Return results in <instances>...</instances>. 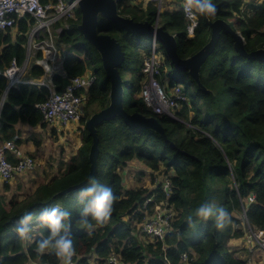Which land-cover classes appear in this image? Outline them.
Returning a JSON list of instances; mask_svg holds the SVG:
<instances>
[{
    "label": "trees",
    "instance_id": "trees-1",
    "mask_svg": "<svg viewBox=\"0 0 264 264\" xmlns=\"http://www.w3.org/2000/svg\"><path fill=\"white\" fill-rule=\"evenodd\" d=\"M129 1L117 0L119 14L135 21L147 20L154 25L156 7L152 3L139 9L128 5ZM213 2L217 6L215 17L198 16L192 37L186 34L181 10L160 12V25L175 31L177 53L181 58L194 54L207 43L209 23L217 18L224 19L241 33L246 51L264 47V32L261 31L264 2L249 3L244 9H241L240 0ZM143 10V14L138 12ZM31 22L29 16L19 19L15 36L10 30L0 31V70L8 67L12 60L18 64L23 62L26 32ZM79 22L77 10L75 19L67 20L68 27L58 35L56 43L58 46L64 44L68 50L63 61L65 76L53 74L51 79L56 90H60L69 78L90 72L94 80L88 89L87 104H96L101 109L109 104L110 81L102 69L98 52L78 31ZM97 31L112 32L124 50L125 60L119 68L120 73L131 70V61L139 64L140 71L142 56L149 52V44L142 41L146 35L127 33L103 17L99 18ZM163 54L162 77L164 68L171 66L164 50ZM179 73L189 77L187 71ZM42 75L43 69L32 62L25 77ZM165 77L169 85L182 84L179 78L174 82L172 77ZM141 78L139 72L135 78L123 80L125 96L138 93ZM199 79L208 91L189 77L195 89L189 93L182 84L189 98L176 112L177 118L150 114L162 125L165 136L152 129L127 125L119 116L97 126L99 152L97 169L91 180L110 187L116 197L114 211L104 227L89 231L80 223L81 212L89 199L81 192L90 186V181L77 190L58 194L82 181L88 173L92 138L84 126V119L80 130L81 145L62 173L40 183L19 201L15 198L6 201L0 194V264L60 263L55 250L38 252L39 242L49 235L48 227L38 218L44 209L53 206L70 213L65 223L76 249L72 258L75 264H111L107 258L113 253L122 264H178L182 252L188 253L189 264H244L234 256L226 242L244 236V218L253 229L264 233V62L238 54L231 34L221 30L213 52L200 68ZM47 95L45 87L27 83L7 88L6 78L0 74V138L11 139L17 122L45 125L36 105ZM144 106L140 98H134L133 106L126 110L145 114ZM132 159L141 161L151 173L169 175L172 193L168 200L177 214L172 230L162 241L146 239L136 226L143 217L140 208L144 198L154 194L159 201L164 198V193L159 186L149 191L146 187L124 188L119 169ZM161 166H165V171L160 170ZM8 183L4 184V189ZM250 195L254 196L253 202H248ZM202 204L213 209L223 208L229 213L226 226L217 228L214 217L207 220L197 217L196 209ZM25 214L33 217L29 227L36 228L29 243H25L17 232ZM137 232L144 235L145 242Z\"/></svg>",
    "mask_w": 264,
    "mask_h": 264
},
{
    "label": "built area",
    "instance_id": "built-area-1",
    "mask_svg": "<svg viewBox=\"0 0 264 264\" xmlns=\"http://www.w3.org/2000/svg\"><path fill=\"white\" fill-rule=\"evenodd\" d=\"M164 1L166 0H130L129 3L133 5L139 2L144 6L152 3L156 7L154 27H158L160 26L159 14L162 11ZM174 1L171 10L182 11L186 34L188 37H192L198 25V15L190 17L185 12V0ZM240 1L242 3L241 9H244L245 5L249 3H259L264 0ZM77 10V0H0V31L5 32L15 28L17 21L21 18L29 16L32 19L26 32L27 44L23 62L18 64L15 60H12L8 67L0 70V74L7 80V88H17L24 83L45 87L48 95L44 101L36 105L42 114L43 123L52 126H68L73 123L76 124L77 131H80L81 129H78L79 123L82 122L81 119L86 111L88 89L94 80V76L90 72L73 76L68 79V83L60 90H56L51 79L53 74L65 76L63 57L58 62L56 41L63 28L68 27L67 20L75 19ZM64 20H66V27H61L60 30L53 29L54 26ZM261 31L264 32V25H262ZM157 44L158 42L153 35L150 39L149 52L144 53L142 56L140 69L142 78L139 83L138 97L153 113L166 114L169 117L177 118L176 112L188 98L181 83L167 86L160 83V66L165 57L158 50ZM27 48L28 50H35L39 53V57H36L37 53L34 57H30ZM32 62L43 69L42 76L36 78L25 77ZM8 155H11L14 160L10 161ZM35 165V158L32 155L24 154L14 140L0 138V185L8 183L15 175L32 169ZM157 185L164 193V198L158 201L155 199L154 194L144 198L140 208L143 217L136 226L141 233L151 240L162 241L165 235L172 230V223L176 219L177 212L168 200L172 193L169 175H163L162 180L158 181ZM253 201L254 196L250 195L248 202ZM244 226L246 227L245 234L254 247L257 246L264 251V233L256 228L253 229L245 218ZM189 260L188 253L182 252L179 255L178 264H189ZM107 261L111 264H122L116 254L110 255ZM28 264L39 263L31 261ZM72 264H75L73 260ZM258 264H264V261Z\"/></svg>",
    "mask_w": 264,
    "mask_h": 264
},
{
    "label": "water",
    "instance_id": "water-1",
    "mask_svg": "<svg viewBox=\"0 0 264 264\" xmlns=\"http://www.w3.org/2000/svg\"><path fill=\"white\" fill-rule=\"evenodd\" d=\"M77 4L80 13V22L77 29L83 38L98 52L102 69L106 78L110 81L109 104L91 114L84 123L92 138L88 152L90 165L87 175L82 181L70 185L58 192V194H66L77 190L93 178L97 169V156L99 152L97 126L105 120L119 116L127 125L152 129L165 136L164 129L155 116L145 115L139 111L128 112L126 110V96L124 95L122 85L123 79L119 71L120 66L125 60V52L122 50L116 37L108 32L97 31L100 17L122 28L127 33L146 35L149 40L154 35L157 42L161 44L174 70L178 72L187 71L189 77L196 82L197 86L206 91L208 90L200 82L199 71L202 64L213 52L221 30H225L231 34L234 39V49L238 54L250 60L264 62V47L249 52L246 51L244 48V37L222 18H217L209 23L210 37L207 43L194 54L181 58L177 53L176 37L174 34L164 29L163 25L154 27L153 23L147 20L135 21L128 16L119 14L117 0H77Z\"/></svg>",
    "mask_w": 264,
    "mask_h": 264
},
{
    "label": "rangeland",
    "instance_id": "rangeland-1",
    "mask_svg": "<svg viewBox=\"0 0 264 264\" xmlns=\"http://www.w3.org/2000/svg\"><path fill=\"white\" fill-rule=\"evenodd\" d=\"M169 1H164L163 6H162V11L167 9V6H169ZM130 6L139 8V9H145L147 7V4L144 6L143 4L137 2L136 4H130L127 3ZM173 8V7H172ZM171 11V10H169ZM141 12L142 14L145 12L143 11H138ZM163 21V18L161 17V22ZM163 23V22H162ZM61 27H66V20L60 22L57 26H54L53 29H61ZM59 29V30H60ZM11 32H13V34L16 31V28L10 29ZM169 31L174 34L173 29H169ZM112 34V32H111ZM14 39V37H13ZM134 39H136V37L134 36ZM142 41L145 44H150V40L148 38H142ZM27 44V41H26ZM26 44H25V48H26ZM157 48L158 50H160L163 53V48L161 46L160 43L157 44ZM56 49H57V57H58V62L59 59L63 57L62 60L65 59V55L68 53V50L66 49V46L64 44L58 46V44H56ZM27 53H29L31 56L30 57H34L36 55V51L35 50H28L27 48ZM130 71H122V78L124 81L126 80H130L132 78H135L138 70H139V64L135 61H131L130 62ZM163 77L160 76V80H162L160 83H163L164 85H169L168 82L165 81V79L167 77L165 76H169L172 77L174 79V82H176V79L179 78L180 82H182V84L189 90V93L193 92L195 89V86L193 83L190 82L189 77L186 75H182L174 70V68L172 66H166L164 68V73H163ZM168 79V78H167ZM137 96H131V95H126L125 97V102H126V107H131L133 106V99L134 98H138V93H136ZM189 98V96H188ZM99 110L98 106L96 104H91V105H86V111L84 114V117L82 119H84V121L94 112H97ZM142 111L147 114L150 115L152 114V111L150 108H147L146 106H144V108L142 109ZM81 119V120H82ZM79 127L78 129H82L83 124L80 122L79 123ZM52 125L49 124H45L42 126V132L40 134H37V138L40 137L42 145L40 146L41 149L37 150L34 152V155H32L35 160H36V171L34 170L31 174H27L26 176H24L20 181H19V177L17 179H15V181L7 186L6 189H4V184L0 185V194H2L5 198L6 201H8L9 199H13L15 198L17 201H19L20 199H22L24 196H27L29 194H31L34 189L40 184V183H44L47 182L51 179V177L55 176V175H59L60 173H62L64 166L67 164L66 162L69 161L72 156L74 154H76L77 152V147L81 144V136H80V131H77V129L75 128L74 134L69 132L70 130L65 131V133H68V135L70 136V138H68L65 133H61L60 137L57 135H52V133L50 132ZM28 136V132L24 131ZM80 143V144H79ZM41 154L37 155L36 154L39 152ZM126 168V167H123ZM123 168L119 169V174L121 175V173L123 172ZM133 166L129 167V170L126 174V180L125 178H122V184L124 186V188H128V189H138L141 187H146V189L152 190L154 188H156L158 185V181L162 180L163 177V172H160V174L152 172V174H149L148 172L144 173L141 169V167H139L138 169L134 168ZM130 169H133L132 171H130ZM165 166H161L160 170L161 171H165ZM151 172V171H150ZM153 177V178H152ZM43 180V181H42ZM6 184V183H5ZM243 218V217H242ZM30 233H29V237H33L32 233L34 232L32 230V228L30 227ZM138 233V232H137ZM144 236V235H143ZM142 234L138 233V237L142 238L143 237ZM146 237V236H145ZM145 237H144V242H145ZM148 239V238H146ZM256 252H259V258H254V260L257 262L259 259V262L264 261V251L261 250L259 247L256 246ZM114 255L116 253H113ZM112 255V254H110ZM91 257V256H90Z\"/></svg>",
    "mask_w": 264,
    "mask_h": 264
},
{
    "label": "clouds",
    "instance_id": "clouds-1",
    "mask_svg": "<svg viewBox=\"0 0 264 264\" xmlns=\"http://www.w3.org/2000/svg\"><path fill=\"white\" fill-rule=\"evenodd\" d=\"M185 12L189 16H203L204 18H214L217 13V6L213 0H185ZM139 98V97H138ZM90 186L82 190L81 195L87 197L88 203L81 212L80 223L87 230L104 227L109 221L113 211L116 197L110 187L100 184L95 179L91 180ZM196 216L207 220L214 217L216 226L222 229L229 222V213L223 208L213 209L202 204L196 209ZM70 217V213L62 210L59 206L44 209L39 216V220L49 229L47 238L38 244V252L44 253L48 249L55 250L60 264H72V258L76 254V249L69 235L68 224L65 223ZM91 217V220L88 219ZM33 217L25 214L21 220V227L17 229L18 234L24 239H29V224ZM93 221L95 223H93Z\"/></svg>",
    "mask_w": 264,
    "mask_h": 264
},
{
    "label": "crops",
    "instance_id": "crops-1",
    "mask_svg": "<svg viewBox=\"0 0 264 264\" xmlns=\"http://www.w3.org/2000/svg\"><path fill=\"white\" fill-rule=\"evenodd\" d=\"M166 1H169V0H166ZM169 2L170 3H169V6H167V10H171L172 6H173V3H175L174 0H170ZM10 33H11L12 36H15L14 34L16 33V31H15L14 34L11 31H10ZM165 81L167 82L168 79L166 78ZM134 96H137V94H134ZM75 128H76V124H73V123L69 124L68 126L53 125V126H51L50 132L52 133V135L54 134V135H57V136L60 137V134L61 133H65V131H67V130H70L69 132L74 134ZM42 130L43 129H42L41 125L31 126L29 124H24V123H21V122H17L16 124H14V130H13L14 135H13V137L11 139L14 140V142L16 143L18 148L24 154H28V155L32 154V155H34L35 151L41 149L40 146L42 145V142H41L40 137L37 138V134H40L42 132ZM24 131L28 132V136L29 137H27V135H25L26 133ZM65 135L68 138H70L68 133H65ZM80 141H81V139H80ZM79 146L77 147V150H78ZM40 152H42V151H39L36 154V156L40 155L41 154ZM74 155L72 156V158L74 157ZM8 157H9L10 161L14 160L11 155H8ZM71 159L69 161H67L66 163L68 164L71 161ZM67 164L64 166L63 171H64L65 167L67 166ZM130 166H133L136 169L141 167L142 168L141 170L144 173L148 172L149 174H152L150 172V169L148 167H146L141 161H139L137 159H132L125 166L126 168H123V172L121 173V177L125 178V180H126V174H127L128 170H129ZM133 169H130V171H132ZM34 170L36 171V165L32 169H28V170L22 171V172L18 173L17 175H15L10 180V182L8 184L11 185L15 181V179H17L18 177H19V181H20L24 176H26L27 174H31ZM33 231L34 232L32 233V235L34 236L35 233H36V228H34ZM30 238L29 239H24V242L25 243L31 242L32 240ZM146 238H148V237L146 236ZM140 239L144 240V236L142 238H140ZM226 245L233 252V254H234V256L236 258L244 261V264H258L259 263V259H260L259 252H256V248L254 247L253 243L249 240V238L246 236V234H244V236L239 237V238H231V239L227 240ZM94 255H92L93 259H94V257H93ZM253 257L259 258L258 261L256 262Z\"/></svg>",
    "mask_w": 264,
    "mask_h": 264
}]
</instances>
